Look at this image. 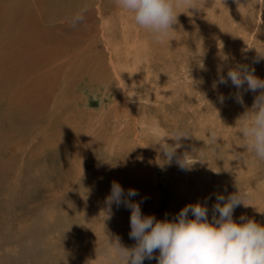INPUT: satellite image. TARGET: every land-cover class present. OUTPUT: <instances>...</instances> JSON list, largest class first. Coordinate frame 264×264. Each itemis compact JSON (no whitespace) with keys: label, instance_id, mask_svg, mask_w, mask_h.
<instances>
[{"label":"rangeland","instance_id":"obj_1","mask_svg":"<svg viewBox=\"0 0 264 264\" xmlns=\"http://www.w3.org/2000/svg\"><path fill=\"white\" fill-rule=\"evenodd\" d=\"M84 3L85 22L73 28ZM201 8L179 14L161 44L115 0H0V264H87L107 234L134 246L131 210L113 206L108 218L113 181L138 190L133 200L146 197L142 213L158 220L206 199L211 219L216 195L237 181L254 195L234 220L264 225V161L239 131L259 90H241V105L230 81L213 87L237 64L264 79V60L253 62L254 48L264 51V0ZM184 127L192 137L177 155L189 154L187 170L157 144Z\"/></svg>","mask_w":264,"mask_h":264},{"label":"clouds","instance_id":"obj_2","mask_svg":"<svg viewBox=\"0 0 264 264\" xmlns=\"http://www.w3.org/2000/svg\"><path fill=\"white\" fill-rule=\"evenodd\" d=\"M202 3L203 0H115L118 9L161 44L170 40L176 31L173 26L178 24L179 14L200 11ZM88 11L89 5L84 3L70 18L71 26L75 28L84 23ZM254 49L257 55L253 62L259 63L264 60V51ZM229 81L237 89L231 98L241 105L244 104L241 90L252 93L259 90L251 109L239 119V131L246 149L264 161V79L255 75L254 68L237 64L226 76L218 75L213 87L227 86ZM219 99L222 103L225 98L220 96ZM190 137V128H176L157 143L163 157L169 163L175 161L182 170L189 169L193 163L186 152L178 156L177 149L182 146V140ZM210 137L215 141L216 132H210ZM169 139L174 143L169 144ZM235 187L236 191L227 197L216 195L211 219L206 199L203 203L186 205L171 220L167 215L158 220L154 215L142 213L141 204L146 197L139 202L133 200L140 195L138 190L129 188L126 191L119 182L113 181L105 199L108 218L113 206L131 210L129 238L135 244L125 246L119 236L107 234L102 247L97 241L95 259L88 260L87 264H144L145 260L153 259L157 264H264V225L243 215L239 217L240 222L233 218L236 208L252 206L249 201L254 194L237 181Z\"/></svg>","mask_w":264,"mask_h":264},{"label":"bare ground","instance_id":"obj_3","mask_svg":"<svg viewBox=\"0 0 264 264\" xmlns=\"http://www.w3.org/2000/svg\"><path fill=\"white\" fill-rule=\"evenodd\" d=\"M18 2H19V1H18ZM26 4H27V3H26ZM24 5H25V4H24ZM22 9H23V7H22ZM23 12H24V11H23ZM12 13H13V12H12ZM15 13H16V12H15ZM20 13H22V12H20ZM24 13H25V12H24ZM6 14L8 15V13H6ZM3 16H4V15H3ZM1 17H2V16H1ZM1 19H4V18H1ZM8 20H9V19H8ZM2 21H5V20H2ZM6 21H7V19H6ZM9 22H10V21H9ZM11 22H12V21H11ZM4 23H6V22H4ZM7 23H8V22H7ZM2 25H3V23H2ZM4 26H5V25H4ZM5 27H6V26H5ZM12 27H13V26H12ZM0 28H2V27H0ZM14 28H15V27H14ZM7 29H8V27H7ZM18 29H19V28H18ZM0 30L2 31L3 29H0ZM9 30H10V29H8V31H9ZM15 30H16V29H15ZM15 30H14V31H15ZM20 30H21V29H20ZM20 30H19V31H20ZM10 31H11V30H10ZM14 31H13V32H14ZM8 33H9V32H8ZM18 33H19V32H18ZM22 33L24 34V31H23ZM3 34H4V33H3ZM3 34H0V35L3 36ZM11 35H12V34H11ZM6 36H7V35H6ZM9 36H10V34H9ZM16 36H17V35H16ZM0 37H1V36H0ZM3 37H5V36H3ZM3 37H2V38H3ZM7 37H8V36H7ZM23 37H25V36H22L21 38L24 39ZM19 38H20V37H19ZM26 38H27V37H26ZM26 38H25V40H26ZM0 39H1V38H0ZM3 39H4V38H3ZM3 39L1 40V42L3 41ZM5 39L7 40V38H5ZM27 39H30V37L27 38ZM1 42H0V43H1ZM18 42L20 43L21 40H19ZM8 44H9V43L7 42V46H8ZM20 44H21V43H20ZM14 45L16 46V44H14ZM22 45H23V44H22ZM24 45H25V44H24ZM24 45H23V47H21V50H22V48L25 49V47H26L27 45H29V44H26L25 46H24ZM1 46H2V44H1ZM11 46H13V44L10 45V47H11ZM17 46H19V45H17ZM17 46H16V48H17ZM19 47H20V46H19ZM1 48H2V47H1ZM7 48H9V46H8ZM11 48H12V47H11ZM13 48H14V47H13ZM13 48H12V50H14ZM9 49H10V48H9ZM17 49H18V48H17ZM29 49H30V48H29ZM18 51H19V50H18ZM13 53H14V52H13ZM17 53H18V52H17ZM10 54H11V51H10ZM15 54H16V52H15ZM15 54H14L13 56H15ZM19 54H20V53H19ZM39 54H40V53H39ZM16 55H17V54H16ZM2 57H4V56H2ZM2 57H0V58H2ZM7 57H8V56H7ZM17 57H18V56H17ZM17 57H16V59H17ZM18 58H19V57H18ZM20 58H21V57H20ZM2 59H3V58H2ZM2 59H1V60H2ZM7 59H8V58H7ZM12 59H13V58H12ZM16 59H15L14 61H16ZM21 59H22V58H21ZM9 60H10V59H9ZM25 60H26V59H25ZM22 61H23V59H22ZM1 62H2V61H1ZM5 62H7V60H6ZM8 62H9V61H8ZM10 62H12V61H10ZM10 62H9L8 64H10ZM24 62H25V61H24ZM15 63H16V62H15ZM17 63H19V62H17ZM28 63H29V62H28ZM32 63H33V62H32ZM19 64H20V63H19ZM19 64H17V65H19ZM26 64H27V63H26ZM11 65H12V64H11ZM27 65H28V64H27ZM25 66H26V65H25ZM25 66H24V67H25ZM38 66H39V65H38ZM15 67H16V66H15ZM20 67H21V66H20ZM34 68H35V67H34ZM12 69H13V68H12ZM26 69H28V68H26ZM30 69H31V68H30ZM30 69H29V70H30ZM13 70H14V69H13ZM18 70L20 71L21 68L19 69V67H18ZM34 70H36V69H34ZM14 71H15V70H14ZM34 72H36V71H34ZM28 73H29V72H28ZM11 74H12V73H11ZM22 74H23V73H22ZM23 75H24V74H23ZM1 85H2V84H1ZM2 87H3V85H2ZM33 87H34V86H33ZM25 108H26V107H25ZM23 113H24V112H23ZM22 120H23V119H22Z\"/></svg>","mask_w":264,"mask_h":264}]
</instances>
